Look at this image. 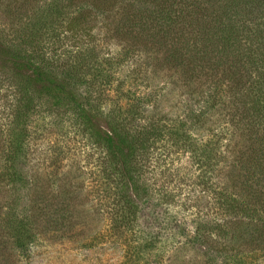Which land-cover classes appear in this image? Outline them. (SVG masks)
<instances>
[{
    "label": "trees",
    "instance_id": "obj_1",
    "mask_svg": "<svg viewBox=\"0 0 264 264\" xmlns=\"http://www.w3.org/2000/svg\"><path fill=\"white\" fill-rule=\"evenodd\" d=\"M0 7L8 18L0 25V83L11 96L0 264H19L16 254L28 256L70 214L25 168L29 122L42 108L100 150L108 209L100 235L121 245V264H161L180 243L210 244L228 255L224 264H264V0H0ZM103 32L115 52L103 50ZM143 64L179 75L183 114L162 111L160 90L135 89ZM174 155L200 171L203 196L212 190L230 218L210 223L173 206L180 193L151 174L159 167L168 182L173 174L162 168Z\"/></svg>",
    "mask_w": 264,
    "mask_h": 264
},
{
    "label": "rangeland",
    "instance_id": "obj_2",
    "mask_svg": "<svg viewBox=\"0 0 264 264\" xmlns=\"http://www.w3.org/2000/svg\"><path fill=\"white\" fill-rule=\"evenodd\" d=\"M2 9L0 7V25L7 26L8 18ZM103 35L104 32L100 39L103 50L115 52L118 49L116 42ZM72 43L73 41L66 40L65 46L70 47ZM139 61L147 63L146 60ZM149 61L156 62L154 59ZM162 66V69L156 71L154 67L143 64L135 89L151 96L160 90L164 94L160 105L162 111L170 116L181 115L184 112L181 102L186 96V88L177 73L165 68L163 64ZM9 100L11 96L8 85L0 83V159L6 148L3 130L9 121ZM70 123L60 125L62 123L53 119L43 108L31 116L27 141L30 154L25 168L32 177L38 179L44 196L58 207L67 208L70 214L62 224L59 223L57 230L42 233L28 256L16 254L15 260L19 264H121L123 260L121 245L100 235L104 232L108 216L99 161L101 152L90 145L86 136L77 132ZM194 132L207 133L205 128H196ZM238 134H241L240 130ZM237 140H240V136H237ZM1 166L0 160V168ZM162 169L173 174L167 179L168 182L160 178L159 167L151 175L158 178L160 187L180 193L179 202L173 205L175 208L181 209L184 214L197 212L210 223L230 218L215 203L212 190H208L203 196L206 191L202 186L196 185L200 171L187 163L184 157L171 156ZM24 191L27 192L26 189ZM2 205L1 216L7 203L3 202ZM97 236L99 237L94 240ZM215 240L221 243L219 239ZM217 243L212 242V245L217 246ZM226 261H229L228 255L219 253L210 244L194 247L180 243L161 264H224Z\"/></svg>",
    "mask_w": 264,
    "mask_h": 264
}]
</instances>
